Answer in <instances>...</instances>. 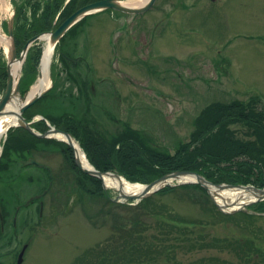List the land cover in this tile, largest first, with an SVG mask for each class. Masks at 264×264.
Here are the masks:
<instances>
[{"label":"rangeland","instance_id":"1","mask_svg":"<svg viewBox=\"0 0 264 264\" xmlns=\"http://www.w3.org/2000/svg\"><path fill=\"white\" fill-rule=\"evenodd\" d=\"M7 2L1 32L15 45L9 30L13 22L14 32L16 10L13 0ZM76 24L55 45L51 85L39 108L49 115L75 113L104 142L130 130L148 146L174 154L191 140L197 118L208 105L254 99L258 109L264 108V0H157L144 13L105 9ZM40 42L45 49V40L34 43ZM0 50L8 59L11 50ZM34 115V123L44 116L39 109ZM229 128L242 140L253 138L244 124ZM7 137L0 146V204L11 202L4 231L0 218V264H17L25 243L22 264H103L98 250L105 243L109 251L115 250L124 242L119 232L134 227L170 248L165 254H147L146 259L160 257L156 264H264V211L254 204L239 211L252 215L249 220L224 218L214 207L232 214L223 211L204 186L187 183L203 190L181 189L186 183L180 179L171 181L176 191L159 190L138 203L114 201L119 191L113 188H103L104 196L90 195L60 144L32 148L22 138L5 151ZM47 139L66 143L54 136ZM29 156L39 165H23L21 159ZM20 195L23 204L35 201L23 207L13 223ZM37 196L44 201L43 214ZM152 196L156 202L151 214L149 205L136 208ZM214 239L219 240L216 246L200 248ZM228 239H251L261 252L252 249L240 258L221 248ZM110 255L105 264H122L118 254Z\"/></svg>","mask_w":264,"mask_h":264},{"label":"trees","instance_id":"2","mask_svg":"<svg viewBox=\"0 0 264 264\" xmlns=\"http://www.w3.org/2000/svg\"><path fill=\"white\" fill-rule=\"evenodd\" d=\"M95 1L98 0H69L68 2L67 0H13L16 10L14 39L18 51H21L33 37L56 30L78 8ZM76 27L72 28L71 31ZM42 52L43 43L41 42L34 43L29 49L22 72L21 88L23 92L29 89L38 76ZM57 54L60 55L59 45ZM60 57L63 58L64 56L60 55ZM7 77L8 61L5 54L0 53V94L6 88ZM47 95L41 97L27 110V116L24 115L26 119L32 120L36 109H39V112L43 113L52 125L70 132L83 146L90 162L101 171H115L133 182L150 183L164 174L177 170H187L198 172L214 183L252 184L256 187H264V108L258 109L254 99L245 104L215 102L208 105L197 118V128L192 134L191 140L182 143L174 154H169L148 146L140 139L141 137L137 136L138 133L135 135L130 130L125 135H122L123 132L117 133L112 140H105L104 142L103 139H99L96 131L75 113L65 111L59 115H49L45 110L40 109L39 105H42V101L47 98ZM239 123L244 124L251 131L250 134L253 138L242 140L235 134L234 130L229 128V125ZM33 126L40 131L48 129L46 120H39ZM22 138L27 139L32 148L39 144H60L61 152L70 161L72 167L77 170L80 186L90 195H105L101 180L78 168L74 161L72 148L67 143H61L55 139L40 138L24 128H18L15 131H9L5 151L9 147L10 149L14 148ZM20 141L22 143V140ZM187 188H201L203 190L198 184L181 185V189ZM176 190V187L166 186L159 191V194L171 193ZM208 201L211 200L208 198ZM155 202V197L152 196L136 208L144 209L149 205L151 214ZM254 207L264 211V200L255 203ZM214 208L218 214L228 219L243 217L249 220L253 217L244 212L232 215L223 214L217 207ZM179 221L184 222V220ZM135 228L120 231L119 240L124 239L122 245L109 251V244L105 243L104 247L98 250L100 252L99 255L97 253V258L101 256L103 264H105L106 260L107 262L110 261V254L116 253L120 257L118 259L122 260V264L158 263L160 257L146 259L147 254L152 252L165 254L170 248L165 244L156 243L158 241L147 239L146 236L142 235V231ZM202 241L204 243V241L209 240ZM218 241V239H214L211 243L200 244V248L216 246ZM227 241L228 243L224 247L218 246V248L221 247L234 252L240 258H246L252 249L261 252L251 239H234L233 241L228 239ZM198 242L201 243V241ZM171 253L174 252L171 251ZM108 256L109 258H107ZM149 259H153V261ZM206 264H212V262ZM213 264L216 262L214 261Z\"/></svg>","mask_w":264,"mask_h":264},{"label":"water","instance_id":"3","mask_svg":"<svg viewBox=\"0 0 264 264\" xmlns=\"http://www.w3.org/2000/svg\"><path fill=\"white\" fill-rule=\"evenodd\" d=\"M122 0H99V1H95L93 3H89L87 5H84L80 8H78L74 13H72L68 18H66L62 24L54 31H50V32H44L41 33L35 37H33L32 39H30L28 41V43L25 45L20 57L18 56L17 50H16V45H12L11 47V51H10V56L8 57V80H7V89L4 93V96L2 97V99L0 100V115L4 112L6 106L8 105V103L10 102V100L12 99V97L15 94H19L21 96V98L23 100H25V103L23 104V106L21 107L20 110V120H21V124L18 125L20 127H23L25 129H27L28 131H30L31 133L39 136V137H44V138H52L53 134H57V133H61V134H65L69 139L75 138L70 132H66L64 130H61L59 128H56L54 126H50V128L48 130H46L44 133L41 132H37L32 126L31 123L28 122L23 113L25 112V110L27 108H29L30 106H32L39 98H41L47 91H42L39 95L31 98V99H27V96L29 94V92H26L24 95L21 94V82H20V78H21V74L19 73L18 75V79L17 82L15 83V75L12 73L11 68L13 67V65H15V62H21L24 63L25 58L27 56V53L30 49V47L33 45L34 42L38 41V40H45V36L49 35L50 36V40L57 45L59 43V41L61 40V38L64 36V34L72 27L74 26L76 23H78L82 18H84L85 16L98 12V11H102L105 9H114V10H118V11H122V12H127V13H144L146 11H148L150 8H152V6L156 3L157 0H148L147 3H145L143 6L140 7H135V8H131V7H126L123 6L122 4H120ZM213 2L217 1V0H212ZM10 36H13L14 32H13V22L11 23V27L9 30ZM20 63V64H21ZM20 69H22V66L20 65ZM19 69V71H20ZM18 71V72H19ZM41 118H43L41 116ZM66 142V141H65ZM70 147L72 148L73 152H74V159H75V163L76 165L81 168L83 171H85L86 173L95 176L97 178H99L102 181L103 184V188L106 190L108 187L105 185L104 182V175L108 174V173H113L116 174L117 176H120L118 174V172L115 171H101L99 169H97L94 165H92L91 169H87L84 168V166L80 163V161L77 159L76 153H75V149L72 145L71 142H67ZM27 163H34L39 165V163L36 162L35 159L31 158ZM186 175H195L197 177V179L195 181H181L183 183H198L201 184L202 186H204L208 192L210 193L212 200L226 213L229 214H234L236 212L242 211V210H247V206L255 204L257 202L263 201L264 200V187L260 188V187H256L254 185H244V184H229V183H214L212 181H210L209 179H207L204 175L198 173V172H194V171H187V170H179V171H175L172 173H168L165 174L157 179H155L154 181L148 183V184H141L144 185L145 191L142 195H134V194H128V193H123V192H119V195L117 196V199H114V201H118L120 199H122L123 201H131L134 200V203H138L140 202L142 199H144L145 197H148L152 194H155L156 192H158L159 190H161L162 188H164L165 186H171V181L174 179H181L182 177L186 176ZM122 177V176H120ZM137 184V183H135ZM209 185H213V186H217L219 188H226V187H230V188H247V189H254L258 192H260L261 196L248 203L247 205L238 208V209H234L232 211H228L226 210L225 207L221 206L214 194L210 191L209 189ZM1 211V209H0ZM25 251V249H24ZM24 251L22 253H24ZM22 256L18 262V264H21L22 262Z\"/></svg>","mask_w":264,"mask_h":264},{"label":"bare ground","instance_id":"4","mask_svg":"<svg viewBox=\"0 0 264 264\" xmlns=\"http://www.w3.org/2000/svg\"><path fill=\"white\" fill-rule=\"evenodd\" d=\"M148 0H126L121 1L120 4L126 7H140L147 3ZM9 12V4L7 0H0V20L5 14ZM1 23V21H0ZM45 49L40 61L39 66V76L37 82L32 86L27 99H31L37 95H39L42 91H45L51 85V69L54 62L55 56V44L50 40V36H45ZM5 47V51L9 52L12 47L11 40L1 32V24H0V48ZM20 63H16L11 68L12 73L15 75V83L17 82ZM25 103V100L21 98L19 94H15L8 105L6 106L4 112L0 115V146L3 138L7 135L8 131L13 126H18L22 122L20 120L19 114L21 107ZM54 137L66 141L71 142L77 159L84 166V168L91 169L92 164L88 160V157L84 150L82 149L80 143L75 139H69L65 134L57 133L53 134ZM104 182L108 188H113L119 192L134 194V195H142L145 191V186L141 184H135L131 181H128L125 177L117 176L113 173H108L104 175ZM197 177L195 175H186L182 177L180 180L185 181H195ZM210 191L214 194L217 202L226 208L228 211H232L234 209L241 208L248 203L258 199L261 194L260 192L254 189L247 188H219L217 186L209 185Z\"/></svg>","mask_w":264,"mask_h":264},{"label":"flooded vegetation","instance_id":"5","mask_svg":"<svg viewBox=\"0 0 264 264\" xmlns=\"http://www.w3.org/2000/svg\"><path fill=\"white\" fill-rule=\"evenodd\" d=\"M15 40V39H14ZM28 43V42H27ZM15 45H16V43H15ZM25 47V46H24ZM24 49V48H23ZM23 49L21 50V51H18V49H17V46H16V50H17V53H18V56L20 57V55H21V53H22V51H23ZM0 53H3V54H5L4 53V51L3 50H0ZM60 55H63L62 54V51L60 50ZM25 63V62H24ZM23 67H24V64H23ZM7 80H8V77H7ZM21 84V83H20ZM6 89H7V83H6V88H5V90H2L1 91V94H0V100L2 99V97L4 96V93H5V91H6ZM30 109V107L29 108H27L26 110H25V112L23 113V115H26L27 116V114H26V112H27V110H29ZM26 116H24L25 117V119H26ZM34 116L35 115H33L32 116V118H34ZM27 120V119H26ZM39 120H41V119H39ZM28 121V120H27ZM28 122H30V123H32V124H34V122H33V119L32 120H30V121H28ZM16 129H18V128H15V129H11V130H13V131H15ZM4 145H6V144H4ZM30 156L27 158V159H21V162H22V164L23 165H25V166H29V164L30 163H27L30 159ZM34 165V164H33ZM37 166V165H36ZM28 179H30V178H28ZM51 184H52V182H51ZM36 200L37 201H39V212L41 213V214H43V211H44V201H42L41 200V196H37L36 197ZM35 201V200H34ZM34 201H31V200H27L24 204H23V200H22V198H21V195H20V200H18V203H17V205H16V208L15 209H13V211H14V217H13V219H12V222L13 223H16V216L20 213V211H21V209L23 208V207H26V206H29L30 205V203L31 202H34ZM10 202H11V200H6V202H3V203H1L0 204V207H1V225H3V227H2V231H4L5 230V224H7V222H8V219H9V212H10V210H8L9 208L7 207L9 204H10ZM28 245V243H25L24 244V246H23V248H22V250H21V252L20 253H22V251L24 250V248L26 247ZM26 250H27V247H26V249H25V252H24V254H23V257L25 256V253H26ZM20 255V254H19ZM24 259V258H23ZM23 262V261H22ZM18 264V263H17ZM22 264V263H21Z\"/></svg>","mask_w":264,"mask_h":264}]
</instances>
